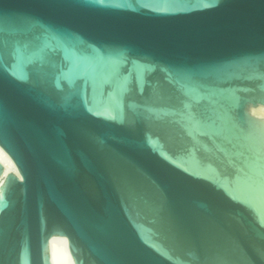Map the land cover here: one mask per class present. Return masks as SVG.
I'll use <instances>...</instances> for the list:
<instances>
[{"label":"water","instance_id":"1","mask_svg":"<svg viewBox=\"0 0 264 264\" xmlns=\"http://www.w3.org/2000/svg\"><path fill=\"white\" fill-rule=\"evenodd\" d=\"M256 106L264 0H0V264H264Z\"/></svg>","mask_w":264,"mask_h":264},{"label":"bare ground","instance_id":"2","mask_svg":"<svg viewBox=\"0 0 264 264\" xmlns=\"http://www.w3.org/2000/svg\"><path fill=\"white\" fill-rule=\"evenodd\" d=\"M250 116L264 120V107H250ZM0 165L3 172L0 175V184L8 172L20 178L17 168L7 153L0 147ZM49 264H75L69 251L68 240L65 236H51L47 243Z\"/></svg>","mask_w":264,"mask_h":264}]
</instances>
